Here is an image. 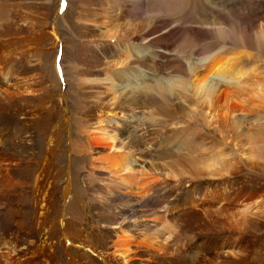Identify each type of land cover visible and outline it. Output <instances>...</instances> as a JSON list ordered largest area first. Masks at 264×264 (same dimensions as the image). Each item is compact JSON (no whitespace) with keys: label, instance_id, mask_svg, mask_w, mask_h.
Segmentation results:
<instances>
[{"label":"rangeland","instance_id":"obj_1","mask_svg":"<svg viewBox=\"0 0 264 264\" xmlns=\"http://www.w3.org/2000/svg\"><path fill=\"white\" fill-rule=\"evenodd\" d=\"M43 1L47 5L45 7L46 11L41 5ZM191 1L192 4H189L187 0H0V28L2 29L6 22L10 23L12 27L11 33L8 34L10 36H0V41L21 44L20 52L27 54V56H32L35 52L45 76L46 85L50 87L48 89L54 94L56 102L59 103L61 95L65 97V104L62 103V109L61 106L57 107L58 111L55 114L58 117L54 115L50 128L53 136L57 137L58 144L55 147V158L52 159V169L49 168V171L53 175L50 182H55L56 188L54 194H52L53 196L51 195L50 212L53 213L52 215H56L60 210H66L67 215H65L63 221H61L62 219L59 220L58 217L56 219L55 217L52 218V222L50 221L49 224L50 228L52 227L51 238L38 237L37 241L39 242L35 240L36 237L23 239L22 231L7 236V239L19 243L17 246L19 249L26 248V245H35V241L38 243L35 246V253L38 252L37 254L32 253L30 255L31 252L29 251L30 254L24 255L25 257L32 256L30 264H46L51 259L50 256L55 259L56 254L54 253L56 252L52 254L54 249L51 244L53 243H58V249L76 247L74 243H70L69 239L65 240L63 235L60 234L62 228H67V231L70 230L69 232L74 233L75 236L73 234L72 237H77L76 235L81 233L82 236H78L82 237L84 243L99 249L104 245V241L110 242V240L104 238V235L108 232L118 231L119 228H115L117 225L132 227L135 232L155 229L153 232L161 230L159 233L162 232L163 234L166 231L164 237H168L171 231L173 234L177 233L174 236L171 233L172 235L167 238L166 242L169 246L173 245L171 250L177 252V257H180L181 260L180 258L176 259L177 261L179 259L182 264H192L197 262L198 259L201 264L203 262V264H222L218 259L213 258L201 260L202 256L200 254L205 247V240L203 239H205L206 234L204 231L197 228L195 234V231L192 232L193 235L191 233L182 234L179 225H175L182 224L185 218L194 219L196 212L200 217H205L204 210L210 212L209 216L220 218L229 224V219L231 220V215L236 213L237 207L220 202L226 193L220 189L224 182L231 183L229 181H234L237 178L251 180V187L260 191L256 193L252 189L250 191H253L252 197L244 201H258L255 208L259 206L264 208V102L260 103L259 98H256L251 88L252 79L247 78L250 75L244 76L248 82L242 78L244 82H247L245 86L248 88V92L235 87L232 89L233 93L231 95H238L243 91L247 95H242V93L241 96L244 99L248 98V101L245 99V102L241 103H245L243 112H236V115H234L236 117H230L228 120H223L219 112L230 101V98L221 99L218 103L220 106L212 104L213 108H211L212 105H207L205 100L200 99L201 102L200 100L197 101L198 99L192 93L184 92V95H179L175 92L173 94L166 92L168 96L160 90L137 92L136 90H129L131 86L127 85L125 81L130 78L134 82L133 85H145L147 82L154 84L155 79L172 75L174 73L172 65L174 64L183 65L179 72L182 75L185 71V61L179 57H168V50L176 52L177 49H183L182 46L188 39L191 40L190 43L196 49H199L202 57L215 51L213 38L209 39L210 37L207 36L206 31H203L204 29L198 25L199 21L205 16L202 5L205 4L206 0ZM218 1L221 3L228 1V7L232 6L229 9L230 12L221 14L223 22L227 23L229 27L236 28L235 25H237L238 19L241 18L246 28L250 29L249 31H255L256 28L259 30L260 22L263 21L264 23V17H262L264 16L262 13L264 12L263 0ZM11 6L12 8H10ZM257 12L261 13L258 16L259 18L254 17ZM181 16L184 17L185 21L186 19L191 20L193 24L186 21L188 26L183 21L181 24L171 26V23ZM88 18L91 20H88ZM244 18L247 20V24ZM164 19L170 25V28L173 27L172 30L166 33V36L163 35V39L158 43V45L162 44L164 52L167 54L164 57L153 55L152 50L148 48H146L147 55L139 57L138 50L140 48L138 46L144 45L141 42L137 44L133 42V46V43L131 44L128 39L118 37V34H115L116 36L114 34L113 36H103L104 31L114 30L116 27L121 35L127 29L132 30L129 32L130 34H137L145 20L160 22V27H163ZM85 21L87 22L85 23ZM180 25L183 27H179ZM18 26H20L18 30L23 27L19 30L20 32L16 31ZM15 27L16 29H14ZM166 30L168 31V29ZM227 41H229V44L226 48L232 49L234 47L235 50H238L237 53L239 52L241 55L240 66L248 69L250 74L255 76L250 68L255 63L264 64V54L261 55L257 50L255 52V49L243 44H236V42H232L231 38H227L224 42ZM32 47L34 48L32 49ZM128 49H131L130 58L124 60L125 52L127 53ZM252 52L255 56L261 55L262 60L254 55V57L250 56L249 54H252ZM132 58L136 59V62L142 61L144 58L151 64L150 69H145V76L147 77L145 80L134 81L135 79L138 80L141 74H138L136 78L133 77L137 67L136 64L129 63ZM112 82L116 86L112 85ZM114 96L117 98L113 100ZM235 102L239 104L238 100H235ZM256 104L259 107L255 106L252 111H249V107ZM63 108H66V111ZM99 110H102V115H109L111 112L117 113L110 123L101 122L95 124V126L102 125L104 128L106 126L116 134L118 140L116 139L115 144L117 146L118 143L119 148L114 151L130 158L131 167L138 171L137 176L138 179L142 180L141 183L151 185V190L145 197L139 198V191H135L131 196L129 192L114 187L109 182V174L105 170H103V173L101 169L93 166L95 164L94 161V163L91 162L93 156L96 157L104 153L103 148L100 147L101 145H96L100 152H96V149L89 153L84 152L83 146L87 142L85 140L88 135L84 132V127L96 120V114L100 112ZM245 110L247 111L244 112ZM189 111L192 112L189 113ZM209 111L213 113L208 114ZM205 115L208 117L209 124H205L203 121L202 117ZM125 116H128V118L124 119ZM210 119L213 120L211 124ZM213 143L227 146L226 149H229L228 152L230 151L231 156L228 155L222 163L224 167L221 166L222 168H220L219 166L215 170L217 174L209 169L206 174L197 175L194 168L196 166L194 159L196 158L197 161L198 157L203 155L201 153H207L209 150H207V147H211ZM236 148L244 150V153H238ZM88 157H91V160H88ZM248 157L251 158L250 162L252 164L249 162ZM245 163L248 165H245ZM221 169L222 173L220 172ZM233 171H239L240 176L233 177L230 173ZM260 197L261 199H259ZM17 199L19 201V198ZM15 200L13 202L5 201L6 203L3 202L4 204L0 205V225L1 222L10 220V218L20 221L25 212L30 209V206L25 205L28 202H24L23 199H20L19 202ZM218 201L221 203L220 213H212L215 211L214 207L219 206ZM38 211L39 213L42 211L40 206ZM261 216L263 215L261 214ZM161 217H163L162 221H160ZM112 218L118 222L112 220ZM167 219L171 224H168ZM109 221H112L111 224H107ZM68 223H71L72 226ZM166 223L172 228H176V231L171 227L170 229ZM84 226L88 228L86 229ZM166 226L169 230L165 228ZM55 229L56 231L53 233ZM87 230H90V234ZM201 231L202 233H200ZM84 233L91 237L86 236ZM167 233L169 234L167 235ZM54 234L57 238L59 237V241ZM242 236L247 235L243 234ZM259 236L261 238L258 237V244L254 246L253 254H251L247 264H255L258 254L262 256V261L259 264H264V228L260 230ZM90 238H93V240ZM98 238H101V243H99ZM70 239L72 238L70 237ZM38 245L41 250L46 249L47 251H41ZM7 246L2 245L0 250H6ZM49 248L50 250H48Z\"/></svg>","mask_w":264,"mask_h":264},{"label":"bare ground","instance_id":"obj_2","mask_svg":"<svg viewBox=\"0 0 264 264\" xmlns=\"http://www.w3.org/2000/svg\"><path fill=\"white\" fill-rule=\"evenodd\" d=\"M187 1L189 2V4L192 2L191 0H187ZM41 5L43 9L47 7L44 1L42 2ZM202 6H203L202 10L204 11L205 16H203V19L201 21H199L198 25H200L204 29L203 31H206L207 36L210 37L209 39L213 38L215 44L213 48L215 49V51L203 55L202 57L201 53L199 52V49H196L195 46H193L190 43L191 40L188 39L185 42L184 46H182L184 47L183 49L181 48L177 49L176 52L168 50L169 52L168 57H173V58L179 57L183 59V61H185V65H184L185 71L183 72L182 75L179 74V72L182 69L183 65L174 64L172 65V68L174 69V73H172V75L170 74V76H163L155 79L154 84H150L149 82H147L145 85L142 84L133 85L132 83L134 82L133 80H130V78L126 79L125 81L127 82V85L131 86L129 90H136L137 92L160 90L161 92H165V93L170 92L172 94L175 92L179 95H184V92L192 93L196 97V99H198L197 101H199L200 99L205 100L207 105H212V104L218 105L221 99L230 98V101L228 102L226 101L227 103L225 104V107H222L220 109L221 112H219L220 117L223 120L224 119L228 120L230 117L236 115V112L237 113L239 111L243 112L244 110L243 107L245 103L241 104L246 99V98L245 99L242 98L241 96L243 91L238 95H231V93H233L232 90L233 87L240 88L248 92V88L245 86V83L248 82L244 77L245 75H250V77L247 78L253 80V81L251 80L252 82L251 88L256 98L257 97L259 98L260 103L264 102V76H263L264 64L255 63L250 68V70L253 73H255V76H252L248 69H244L242 66H240L241 55L239 54V52L237 53L238 50H235L234 47H232V49H227L226 46L229 44L228 43L229 41L227 42L224 41L227 38H231L232 42H236V44H243L252 49H255V52L257 50V52H260L262 55L264 54V23L263 21L260 22L261 25L259 30L258 28H256L255 31H249L250 29L246 28L242 18L240 17L241 19H238L236 23L237 25H235L236 28H232L229 27L227 23L223 22L221 16V14L224 12H230L229 9L232 6H230V8L228 7V1L221 3L218 0H206L205 4H203ZM10 8H12V6ZM39 9L41 8L39 7ZM44 10L46 11V8ZM262 13L264 14V12ZM7 15L9 16V14ZM259 15H261V13L257 12L256 16L254 17L259 18L258 17ZM207 16H211L212 19H210L211 17L205 18ZM89 18L88 20H91ZM192 19L194 18L192 17ZM183 21L184 22L187 21L193 24L191 20L186 19L185 21L184 17L181 16L175 19L173 23H171V26H174V24H181ZM86 22L87 21H85V23ZM245 23L247 24V20L245 21ZM182 25H180L179 27H181ZM19 27L20 26H18L17 29L15 27L14 29H16L17 31ZM116 28L114 30L109 29L104 31L103 36L106 37L109 35L113 36V34L114 35L118 34L117 35L118 37H123L125 39H128L131 44L133 42H135L136 44L138 42H141L144 45L138 46V48H140L138 50L139 57H144L147 55L146 48L152 50L151 52L153 53V55L162 56V57L167 55L166 52H164L165 50L162 44L158 45V43H160V40L163 39V35L166 36V33L173 29V27L170 28V25L167 23L165 19L163 20V27H160V22H156L154 20L152 21L145 20L142 23L141 30L137 32V34L134 33L130 34L129 32L132 30L127 29V31L124 32L126 34L122 33L121 35L119 34V31L116 30ZM21 29H23V27ZM166 29H168V31ZM11 31H12L11 24L6 22L4 24V27L0 30V36H7L9 33H11ZM16 31L15 33H17ZM20 47L21 44L19 43L0 41V205H3L4 204L3 202L5 201L13 202L15 199L19 198V201L20 199H23L24 202H28V204L25 205H27L28 207L30 206V209H28L25 212L24 216L20 221H15L16 219L14 220L13 218H10V220H5L6 222L5 221L1 222L0 247L2 245L4 246L8 245V246L6 247L7 248L6 250L3 249L5 251L0 250V264H30V261L32 260V256L25 257L24 255H26L27 253L30 254L29 251L31 252L30 255H32V253H35L36 250L35 246L36 244H38L36 243L38 237L51 238L50 234L52 231L51 230L52 227L50 228L49 224L52 218L55 217L56 219V217H58L59 220L62 219L61 221H63L65 219L64 218L65 215H67L66 210L63 211L60 210L61 212L60 211L57 212L56 215H52L53 213L50 212L51 195L54 194L56 188L54 184L55 182L54 183L52 181L50 182V178L53 175H51L52 173H50L49 171V168L52 169L51 167L52 159L55 158V154H56L55 147L58 144L57 137L53 136L50 128L54 120V115L57 116V114H55L56 111H58L57 107L61 106L62 109V103L65 104V97L64 95H61L59 98V103L56 102L54 94L51 93V91L49 90L50 87L46 85L47 82L45 80V76L40 66V62H38L37 57L35 56V52L33 53L32 56L30 55L27 56V54L20 52ZM33 48L34 47H32V49ZM131 49H133V47H131ZM131 49H128L127 53L125 52L124 60L130 58ZM158 49H162V50H158ZM249 55L252 57L255 56L253 52L252 54L250 53ZM261 55L255 57H259V59L262 60L260 58ZM146 60L147 59L143 58L142 61L136 62L137 60L132 58L131 61H129V63L131 62L132 64H136L135 66L137 67V71L134 73L133 77L136 78L138 74H141V76L138 77L139 79L137 78L138 80L135 79L134 81L139 82L141 79L145 80L147 78L145 76L146 75L145 69H150L151 64L148 63ZM53 63H54V59H53ZM242 78L245 79L247 82L246 81L244 82ZM108 80H110V78H108ZM248 84L250 85V83ZM112 85L116 86L114 82H112ZM245 94L243 93L242 95ZM115 96L113 97V100L114 98H117ZM249 99L253 100L251 98ZM235 100H238L239 104L238 102L236 103ZM246 100L248 101V98ZM249 102L251 103L252 101ZM248 103H246V105L249 106ZM260 103L258 104L260 105ZM255 106L258 105L256 104L249 107V111H252L253 110L252 108H254ZM211 108H213V105ZM65 109L63 108V110ZM256 109L258 108L256 107ZM247 110H245L244 112H246ZM101 111L97 112L96 120L94 122H91L88 125L85 123L86 127L83 126L85 128L84 132L88 134L87 139L85 140L87 142H85L83 148H84V152H88V153L90 151H93L94 149H96V152H100V149L96 147V145H101L100 147L103 148V150L102 148L101 150L104 153L96 157L93 156L92 160L90 159L91 157L90 158L88 157L87 159L91 160V162L93 161L95 162L94 165L91 163L94 167L101 169L103 173H104L103 170H105L109 174L108 175L109 182L113 184L114 187H118L120 189L129 192L131 196L135 191H139L138 197L139 198L145 197V195L151 190L150 187L151 185H145V184L143 185L141 183L142 180L138 179L137 176L138 171H136V169L134 170L133 167H131L132 162L130 163V158H128L126 155L120 154L119 152H115L116 151L115 149L119 148L118 143L117 146L115 144V142H117L118 140L116 138V134L113 133L112 129H109L106 126L105 128L102 127V125L98 127L95 126V124H100L101 122L110 123L111 120H113L116 117L117 113L111 112L109 113V115L108 114L102 115L103 112ZM190 112L192 111H189V113ZM210 113L213 112L209 111L208 114ZM212 115L213 114H211V116ZM211 116L209 115L210 118L214 117V115L212 117ZM126 118H128V116H125L124 119ZM202 118L205 124H209L207 115L203 116ZM210 120H211L210 121L211 124L214 118L213 120L212 119ZM222 145L220 143L219 144L216 143V145L215 143H213L211 147L209 148L207 147V150L209 149L207 153H201L203 155H200L197 161L196 158L194 159V162H196V166H194V164L193 166L195 168V172L197 175L202 173L206 174V171H208L209 169L210 171L215 172V170L219 166L220 168H222L221 167L223 166L222 163L224 162L226 157L231 154L230 151L228 152L229 149L228 150L226 149L227 146L224 147ZM236 150L238 151V153L239 152L244 153V150H239L238 148H236ZM250 160L251 158H249V162ZM245 165L248 164L245 163ZM119 171L122 172L119 173ZM220 172L221 173L223 172L222 169ZM238 172L239 171L236 172L233 171L230 173H232L233 177H239L240 174H238ZM250 181L251 180L249 179L237 178L234 181H229L231 183H228V181H226L223 183V185H221L220 190H223L226 193H225V197L223 198L221 197L222 200L220 202L222 204L226 203L230 205H235L234 207H237L236 213L234 215H231V220L229 219V224L220 218L209 216L208 214L210 212L208 213L206 212V210H204L205 217L203 218L200 217L198 215V212L195 211L196 213L194 215V219L191 218L192 220H190L189 218H185V220L182 219L183 220L182 224L176 223L177 225L175 226L179 225L180 233L182 234L184 233L192 234V232H194L195 229L197 228L205 232L206 234L205 239H203L204 237L202 238L203 240H205L204 242L205 247L203 248L200 254L202 256L201 260L202 259L205 260L206 258L207 259L209 258L210 260V258H213V259H218L222 264H247L248 261L250 260V256L251 254H253L254 246L258 244L257 243L258 237L261 238L259 236L260 230L264 228V208H260V206L255 208L257 206L256 204L258 203V201L255 202L250 200H248V202L244 201L252 197L253 191H255L256 193L260 192L258 189L251 187ZM253 185L255 184L253 183ZM252 189L253 191L250 192ZM259 199H261V197ZM15 201L19 202L18 199ZM220 202L218 201L219 206L214 207L215 211H213L212 213H217V214L220 213L221 210ZM39 206L42 209L40 213L38 211ZM203 208L205 209V207ZM18 212L20 211L18 210ZM261 214L263 216L260 217ZM162 218L163 217H161L160 221H162ZM113 219L114 218H112V220ZM167 221L169 222L168 219ZM111 222L109 221L107 222V224L108 223L111 224ZM62 223L65 224L64 222ZM68 224L71 225V223ZM168 224L171 223L169 222ZM168 224L166 223V225ZM168 226L169 228L171 227L170 225ZM168 226L165 227L167 228V230H169ZM115 228H119V230L115 232H108L104 235L105 236L104 238L110 240V242L104 241L102 239L105 243L99 249L93 248L92 246H89L88 244L84 243V240L82 241V237L78 236L81 233L76 235L77 237H72L71 235H73L74 233L69 232L70 230L67 231L68 230L67 228L66 229L62 228L60 234L63 235L65 240L69 239L70 243H74L76 247L74 248L66 247V248L58 249V243L57 244L50 243L53 246L52 248L54 249L53 252L52 251L51 252L52 254L56 252L54 253L56 255H55V259H52L53 256H50L51 259L48 258L50 260H48V262L46 261L47 262L46 264H182V262L181 263L179 262V259L178 261L176 259V258H180L177 257L178 256L176 254L177 252L171 250L172 249L171 247L173 245L169 246L168 242H166L167 238L173 234L172 231H171L172 234L170 233V235H168L169 233H167L168 237H164L163 235L166 234L164 233L166 231H164L163 234L162 232L159 233L161 231L160 228H159L160 230L159 232L158 231L153 232L155 229H151L150 231L145 230L144 232H135L134 229L129 226L123 227L117 225ZM172 229L176 231L175 230L176 228L173 227ZM141 230L142 228L140 229V231ZM19 231H22L23 239H28V237L30 238L36 237L35 245L30 244V245H26L25 246L26 248L22 247L21 249H19V247H17L19 243L14 242L15 240L12 241L10 239H7V236L13 235L15 232H19ZM54 231H56V229L53 230V233ZM71 231L73 232V230ZM196 231L194 232V234L196 233ZM202 231L200 233H202ZM176 234H173V236ZM243 234H246L247 236L243 237L242 236ZM85 235L87 236L88 234ZM70 237L72 239H70ZM55 238L58 240L59 237L57 238L56 236ZM90 239L93 240V238ZM100 239H99V243H101ZM92 240L90 241V243L92 242ZM46 245L47 244L45 243V246ZM38 247L40 246L38 245ZM50 248L48 250H50ZM45 250L43 249L41 251L44 252ZM37 253L38 252H36L35 254ZM167 254L169 255L167 256ZM46 256L44 257L47 258ZM260 261H262V256L258 254L255 264H259ZM41 262L43 261L41 260ZM192 264H201V262L198 259L197 262H193Z\"/></svg>","mask_w":264,"mask_h":264}]
</instances>
